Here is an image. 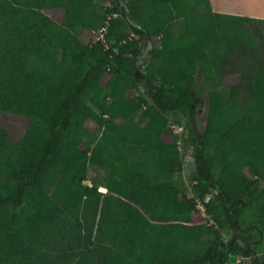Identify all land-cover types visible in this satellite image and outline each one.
Here are the masks:
<instances>
[{
  "label": "trees",
  "instance_id": "trees-1",
  "mask_svg": "<svg viewBox=\"0 0 264 264\" xmlns=\"http://www.w3.org/2000/svg\"><path fill=\"white\" fill-rule=\"evenodd\" d=\"M111 3L0 0V113L28 120L17 140L0 123V264H264V18L209 0ZM108 13L106 41L84 39ZM200 203L210 223L195 222Z\"/></svg>",
  "mask_w": 264,
  "mask_h": 264
},
{
  "label": "rangeland",
  "instance_id": "rangeland-1",
  "mask_svg": "<svg viewBox=\"0 0 264 264\" xmlns=\"http://www.w3.org/2000/svg\"><path fill=\"white\" fill-rule=\"evenodd\" d=\"M97 1V10L98 11H105L108 8L112 7V3L111 0H96ZM230 1V0H228ZM235 3H237V5H241L243 6L245 3H256L255 6H262L264 5V0H231ZM215 3V2H214ZM203 9V8H201ZM45 12L52 18H54L57 21H61L63 19V10L62 9H47L45 10ZM113 16V13H108L107 14V19L105 22L109 21ZM104 22V23H105ZM183 24L182 22H180L178 24V29H182ZM101 33V28L98 30H94L92 32H87L84 34V39H86L87 41L89 40H97L99 34ZM248 38V42L252 43L254 45H259V40L253 36L252 34H249L247 36ZM141 42V41H140ZM143 43L141 44V46H143ZM228 80L230 82H239L240 80V75H231L227 77ZM140 91L145 92L146 94H148L147 89L144 86H141L139 88ZM207 115V100L206 97H203L201 100V103L198 107V111H197V122H196V127L197 129H199L200 131L204 130V121ZM178 123L180 126L183 127V131L182 132V140H181V146L183 148V154H184V172H183V180H184V185L187 188L188 194L190 196L193 195L192 189H191V181L190 178L192 176V174L194 173L195 169H196V160H195V145L188 141V135L190 134V128H189V124H188V119L184 116H178L176 118H174V122L179 121ZM0 123L2 125H4L12 134L14 139H19L20 137L23 136V134L25 133V130L27 128L28 125V120L26 117H24L23 115H19V114H15V113H11L10 111L7 110H3L0 113ZM86 129H88L87 131H84V129L82 130V137H83V145L86 144V141H88V135L87 132L88 131H92L96 128V124L94 121L92 120H88L86 123ZM172 134H166L165 139L171 143L173 142L175 139L174 137H171ZM90 139V138H89ZM214 174L215 176L219 175L220 169L218 164H215L214 168H213ZM90 176L92 177L94 175V171L90 170L89 171ZM86 182L90 183V179H88ZM102 191H106V189L101 188ZM200 207L199 209V214L196 215L195 217V222H209V219L207 218V216L204 214V207L202 205V203H200L199 205ZM210 223V222H209ZM233 234V231L231 229L225 230L223 232V236L225 237V239H229ZM211 237L208 236L206 239H210ZM264 251V242L261 243L258 247V252H263ZM183 252H184V248H183ZM227 264H252V259L250 257H244L242 255H232L230 261Z\"/></svg>",
  "mask_w": 264,
  "mask_h": 264
},
{
  "label": "crops",
  "instance_id": "crops-1",
  "mask_svg": "<svg viewBox=\"0 0 264 264\" xmlns=\"http://www.w3.org/2000/svg\"><path fill=\"white\" fill-rule=\"evenodd\" d=\"M214 11L228 14L247 15L251 17L264 18V5L255 6L256 3H245L243 6L228 0H209ZM215 2V3H214ZM141 45V44H140ZM150 43L146 40L141 46L142 54H147Z\"/></svg>",
  "mask_w": 264,
  "mask_h": 264
},
{
  "label": "built area",
  "instance_id": "built-area-1",
  "mask_svg": "<svg viewBox=\"0 0 264 264\" xmlns=\"http://www.w3.org/2000/svg\"><path fill=\"white\" fill-rule=\"evenodd\" d=\"M107 31H108V21L105 22L104 25L101 27V33L99 34L98 39H102L105 42L106 41L105 34L107 33ZM170 128L172 129V132H174L175 134H178L182 132L181 130H183L182 126L173 123L170 125ZM171 137H173V135ZM177 142L180 143L181 139H178Z\"/></svg>",
  "mask_w": 264,
  "mask_h": 264
},
{
  "label": "water",
  "instance_id": "water-1",
  "mask_svg": "<svg viewBox=\"0 0 264 264\" xmlns=\"http://www.w3.org/2000/svg\"><path fill=\"white\" fill-rule=\"evenodd\" d=\"M123 4H124V3H123ZM127 14H128V16H129V18H130L132 21H134V19H133L131 13H130V12H127ZM192 123H193V126L196 127V122H195L194 117H192Z\"/></svg>",
  "mask_w": 264,
  "mask_h": 264
}]
</instances>
